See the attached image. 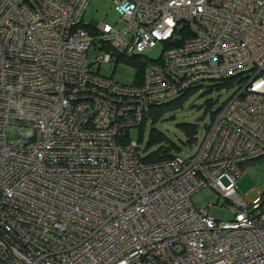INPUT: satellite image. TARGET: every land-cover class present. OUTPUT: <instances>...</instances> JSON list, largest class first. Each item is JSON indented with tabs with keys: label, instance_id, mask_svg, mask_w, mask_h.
<instances>
[{
	"label": "built area",
	"instance_id": "obj_1",
	"mask_svg": "<svg viewBox=\"0 0 264 264\" xmlns=\"http://www.w3.org/2000/svg\"><path fill=\"white\" fill-rule=\"evenodd\" d=\"M89 1L0 0V264H264V193L238 191L264 158V0H112L115 24ZM142 55L130 84L104 72ZM225 83L194 152L142 161L150 105Z\"/></svg>",
	"mask_w": 264,
	"mask_h": 264
},
{
	"label": "rangeland",
	"instance_id": "obj_2",
	"mask_svg": "<svg viewBox=\"0 0 264 264\" xmlns=\"http://www.w3.org/2000/svg\"><path fill=\"white\" fill-rule=\"evenodd\" d=\"M91 18L100 22L115 24L119 19V15L113 8L112 0H90L85 9L83 20L87 22ZM161 49V45H157L155 48L147 51L145 55L149 59H156ZM104 72L112 74L119 82L130 84L134 80L136 69L130 65L118 64L114 67L106 68ZM206 89H208L206 86L200 88L189 98L182 109L166 114L155 125L159 131L164 133L177 146L181 147L180 152L182 155L190 154L194 152V149L191 146L183 144L186 137L177 124L182 122L194 123L203 128L205 124L207 125L210 122V112L216 110L232 93L231 89L224 91L213 88L210 92H205ZM209 99L216 100L217 102L204 113L205 102ZM19 129L20 126L18 125L9 126L7 131L9 139H17ZM148 130L149 125L144 130L142 138L144 143L147 140ZM22 132L26 135L32 134V130L29 127H22ZM133 134L134 136L136 135L135 133ZM200 139V137L197 139L198 142ZM238 191L239 195L248 201L260 193H264V158H259L242 165L241 176L238 181ZM193 203L197 208L204 207L210 203L209 215L215 219L229 221L234 217L232 209L222 204L223 198L214 189H201L193 196Z\"/></svg>",
	"mask_w": 264,
	"mask_h": 264
},
{
	"label": "trees",
	"instance_id": "obj_3",
	"mask_svg": "<svg viewBox=\"0 0 264 264\" xmlns=\"http://www.w3.org/2000/svg\"><path fill=\"white\" fill-rule=\"evenodd\" d=\"M146 61V57L136 56L129 59L127 62L134 68H136V73L140 76L142 73V66ZM225 84H217L214 87L206 89L205 92H210L213 88L217 90H222ZM200 88H194L185 91L181 95L159 103L150 105L143 119L142 125L138 130L139 140L142 141L144 130L147 125H149L148 136L145 142L144 154L142 156V161L145 163H156L166 159L171 158L180 152L181 147L177 146L172 140H170L164 133L159 131L155 125L163 119V117L175 111L183 108L184 104L191 98ZM217 102L216 100L209 99L205 102L204 113H206L213 104ZM215 111L210 112V118L215 114ZM178 128L182 131L186 140L183 144L191 146L195 142V137L198 134L201 127L194 123L182 122L177 124Z\"/></svg>",
	"mask_w": 264,
	"mask_h": 264
}]
</instances>
